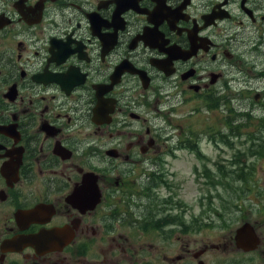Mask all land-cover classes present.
<instances>
[{
    "label": "flooded vegetation",
    "instance_id": "flooded-vegetation-1",
    "mask_svg": "<svg viewBox=\"0 0 264 264\" xmlns=\"http://www.w3.org/2000/svg\"><path fill=\"white\" fill-rule=\"evenodd\" d=\"M263 83L264 0H0V264H264V217L238 247L169 163L204 140L231 173Z\"/></svg>",
    "mask_w": 264,
    "mask_h": 264
},
{
    "label": "rangeland",
    "instance_id": "rangeland-1",
    "mask_svg": "<svg viewBox=\"0 0 264 264\" xmlns=\"http://www.w3.org/2000/svg\"><path fill=\"white\" fill-rule=\"evenodd\" d=\"M259 88L264 90V83L259 85ZM250 95L251 98L246 99L242 95L244 106L237 112L246 113L254 110L252 118L248 120L247 127L236 133L239 137L243 136L242 139L234 137L231 147L226 149V156L232 158L229 162L233 163L232 175L229 178L215 170V159L200 161L192 155L193 151H196V156L197 152L210 156L216 153L215 145L208 144L204 140L191 151L179 150L178 160H169L171 169L176 173L175 181L185 184L188 190L185 192L186 203L193 201L196 191V216L204 215L215 222H218L221 216L226 217L225 232L234 233L244 221L254 224L258 218L264 217V212L260 209L264 197L258 200V196L262 194L264 196V108L253 99V93ZM171 117L175 121L183 122L185 140H196V111L189 107L181 108L177 116ZM215 117L221 119L219 115ZM206 161L212 168L211 180L220 184L216 189L205 187L201 173L199 176L196 175V187L193 186L191 168L197 166L203 172ZM189 209L190 212L185 214L186 226L192 224L193 208Z\"/></svg>",
    "mask_w": 264,
    "mask_h": 264
},
{
    "label": "bare ground",
    "instance_id": "bare-ground-1",
    "mask_svg": "<svg viewBox=\"0 0 264 264\" xmlns=\"http://www.w3.org/2000/svg\"><path fill=\"white\" fill-rule=\"evenodd\" d=\"M250 118H252V112L238 113L236 109H233L232 121L229 122L232 128V135L243 129Z\"/></svg>",
    "mask_w": 264,
    "mask_h": 264
},
{
    "label": "water",
    "instance_id": "water-1",
    "mask_svg": "<svg viewBox=\"0 0 264 264\" xmlns=\"http://www.w3.org/2000/svg\"><path fill=\"white\" fill-rule=\"evenodd\" d=\"M245 232H246V228L245 227L239 229L238 236H237L238 240H243V239H245L247 237V234L244 236Z\"/></svg>",
    "mask_w": 264,
    "mask_h": 264
}]
</instances>
